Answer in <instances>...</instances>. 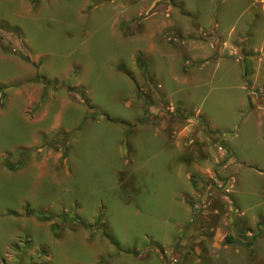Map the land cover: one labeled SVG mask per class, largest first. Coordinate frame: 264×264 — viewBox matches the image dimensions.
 Returning <instances> with one entry per match:
<instances>
[{
    "label": "rangeland",
    "instance_id": "obj_1",
    "mask_svg": "<svg viewBox=\"0 0 264 264\" xmlns=\"http://www.w3.org/2000/svg\"><path fill=\"white\" fill-rule=\"evenodd\" d=\"M0 27L30 59L0 45V264H264V0H0Z\"/></svg>",
    "mask_w": 264,
    "mask_h": 264
},
{
    "label": "crops",
    "instance_id": "obj_2",
    "mask_svg": "<svg viewBox=\"0 0 264 264\" xmlns=\"http://www.w3.org/2000/svg\"><path fill=\"white\" fill-rule=\"evenodd\" d=\"M197 57H195V58H202L203 59V57H201V56H199V55H196ZM139 61H140V57H139ZM216 64H219V62H215ZM230 64H236L237 66H238V68H239V73H240V75H241V78L242 77H244L245 78V75L247 76V75H249L248 77H249V79L250 80H252V76L253 75H251L250 74V72H249V70H248V67L247 68H245L244 69V67L240 64V62H234V61H231L230 62ZM263 85H264V83H263ZM194 87L196 86V85H193ZM155 87L158 89L159 88V86L158 85H155ZM251 88H254V84L253 85H251ZM264 88V87H263ZM160 90V89H159ZM243 90H245V87H243ZM262 90V89H261ZM263 92H259V94L261 93V94H264V89L262 90ZM251 93H254L252 90L250 91V92H248V94H251ZM246 94H247V91H246ZM258 94V95H259ZM255 95H256V97L258 96L256 93H255ZM248 96V95H247ZM197 110H199L198 108H196ZM259 111V110H258ZM199 113H200V117H201V119L203 120V122L205 123V125H206V127L211 131V133H212V136H213V138H215L216 137V133L215 132H218V131H220L216 126H213L212 124H211V121H210V119H209V117H208V115L203 111V110H199ZM258 119H259V122H258V126L260 127V130H261V137H262V139L264 140V114H262V112H258ZM151 125V124H148V123H145L144 125ZM221 142H223V141H221ZM221 142H220V144H219V142H218V144L216 143V147L218 148L217 149V152H218V156H216V160L215 161H218L219 160V158L221 157H224V155L226 154L225 152L226 151H228L227 150V146H226V144H221ZM177 143H178V141H177V139H176V145H177ZM179 148V147H178ZM232 159V158H231ZM181 161H182V164H184V167L186 168V167H190V168H193L194 169V172H187V177H188V179L191 181V175H193V174H197V172H198V170L199 169H205V170H211L212 169V167H213V164H214V160H213V158L212 159H209V158H207V159H204L203 161H199V164H202L201 166L200 165H198L197 164V162H194V160H192L191 158H190V160H189V158L188 159H186L185 157L183 158V155H181ZM219 162V161H218ZM236 164H238V165H248V162H246V161H244V160H242L241 162H238V159H236V157H234V159H232V160H230V161H228L227 160V163L225 164V166H224V171H226V172H228L229 173V175H230V179H231V185L233 184V178H234V172H235V165ZM250 166H251V164H250ZM259 169V168H258ZM185 202V201H184ZM185 204L186 205H188L189 206V210H188V212L191 210V207H190V205L189 204H187L186 202H185Z\"/></svg>",
    "mask_w": 264,
    "mask_h": 264
},
{
    "label": "trees",
    "instance_id": "obj_3",
    "mask_svg": "<svg viewBox=\"0 0 264 264\" xmlns=\"http://www.w3.org/2000/svg\"><path fill=\"white\" fill-rule=\"evenodd\" d=\"M10 42L8 41V39L6 38V33L5 31H3L0 27V45L1 47L5 50V51H9L11 50V46H10ZM13 52H16L23 60L25 61H30L29 56L27 55L26 51H24L23 49L21 50H17L15 48H12ZM140 63V62H139ZM7 87L5 85H0V94H1V98L4 97L5 95V89ZM191 181L193 183V186L196 188L197 191H201L202 190V186H201V179L198 176L195 175H191ZM99 219V217L97 218ZM104 234L108 237V235L106 234L105 231H103Z\"/></svg>",
    "mask_w": 264,
    "mask_h": 264
},
{
    "label": "bare ground",
    "instance_id": "obj_4",
    "mask_svg": "<svg viewBox=\"0 0 264 264\" xmlns=\"http://www.w3.org/2000/svg\"><path fill=\"white\" fill-rule=\"evenodd\" d=\"M12 132V131H11Z\"/></svg>",
    "mask_w": 264,
    "mask_h": 264
}]
</instances>
